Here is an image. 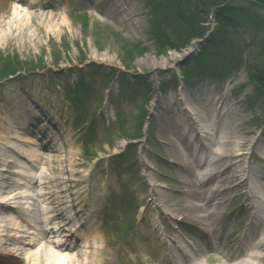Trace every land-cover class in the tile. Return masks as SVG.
<instances>
[{
    "label": "rangeland",
    "instance_id": "obj_1",
    "mask_svg": "<svg viewBox=\"0 0 264 264\" xmlns=\"http://www.w3.org/2000/svg\"><path fill=\"white\" fill-rule=\"evenodd\" d=\"M48 1L55 6L58 5L52 10L56 15L53 21L55 24L42 26L40 22L43 23L41 19H44V16L39 15L38 23L31 27V30L33 28L36 30L33 34L38 35L37 46L31 42H28L27 46L18 43L5 45L0 43V54L12 56L13 59L18 57L21 62L19 66L23 68L18 75L0 81V110L6 109L8 114L13 112V110H7L8 104L11 103L8 98L16 96V99H20V96H23L26 99L31 92L36 101L47 102V105L50 103L56 117L63 116L66 127L73 130L72 139H77L74 150L79 152L75 157L82 163L81 170L84 174L92 172L90 181L96 182L99 176L103 175L113 186L111 190L113 193L103 197L96 206L94 205L93 213L98 224H103L101 230L105 234L107 245L112 249L111 264H121L124 257L121 254V241L131 240L130 236L136 234L144 224L139 218L140 215L134 217L129 214L130 208L124 201H131L134 206L137 204L140 207L137 200L143 198L145 200L143 203H146L144 213L148 214L151 204L150 190L147 188L149 184H156L159 189H163V193L167 196L162 198H171L170 195L178 188L177 182L170 173V166L167 167L164 164L169 157L159 136V120L157 121L152 115L154 98L158 97L159 101L168 98L172 100L174 97L177 99L183 95L189 102L196 104L195 96L201 100L206 97L207 92L203 91L204 87L206 90L215 91L218 97L226 96L227 99L223 100L224 102L217 98L215 104L217 108L219 107L218 110L215 109L213 115L215 120L213 130L217 131V134L206 139V132H202L193 145L199 146L198 144L201 143L199 139L207 143V140L221 137L222 133L230 130L239 142L246 140L249 143L246 150L249 152L250 162H256V158H259L256 153L257 147L264 148V125L261 124L264 121V101L257 100V105H254L247 100V96L252 93L254 81L252 82L250 78L249 68L245 66L221 83L209 78L187 85L183 79V68L198 57L204 42L194 40L181 51L168 46L166 50L158 48L150 33L149 11L141 0H129L140 10L138 14L132 15V19L138 22L135 32L106 17L104 8L108 7L109 2L95 5L94 0ZM252 9L254 27H249L245 23V27L237 25V36H233L239 46L241 39L247 44L249 53L245 51L244 57H247L248 61L255 60L258 46L261 47L260 54H263V59L262 62L258 61L263 68L264 9L259 10L254 7ZM11 12L9 0H0V23L7 20ZM204 22L212 27L215 25L211 14L205 17ZM135 41H142L148 48L144 51L140 50ZM257 43L258 46H256ZM60 58L65 61L60 62V68L53 69L52 62ZM156 59L161 66L159 67L160 71L162 69L161 72L153 69V60L156 61ZM81 61L83 62L80 64ZM42 65L46 67L42 68ZM167 79L168 83L161 93L160 88H164L162 82ZM82 80H84V87L81 92H75L74 97V89ZM65 90L75 98L79 108L75 109L73 105H70L69 100L63 97ZM145 92L150 96L148 107ZM171 104L172 102L169 104L170 107ZM179 108L180 103L175 100L165 115L168 119L175 118L181 115ZM93 111L95 118L91 114ZM86 112L90 114L87 116ZM141 113L142 117H140ZM2 118L7 121L5 114ZM88 118L90 123L86 125L84 122ZM230 120L237 122V125L233 128L228 126ZM140 123L143 127L141 128L143 137L129 144L128 138L125 137H132ZM254 141V154H251L249 150ZM87 143H94V147L84 149ZM87 149L96 154L100 153L98 151L102 153L96 161H91L84 159L87 152L90 153ZM120 152L123 153L118 154ZM209 159L213 161L214 157ZM206 168L207 166L203 164L200 171ZM244 204H246L245 198L237 194L226 205V218L223 220L229 228L232 227L235 230L232 224L237 222L238 228L242 226L248 210L247 207H243ZM140 210L139 208L137 211L140 212ZM153 217L156 225L161 227L160 232L163 233L164 222L161 223L157 214ZM173 221L176 224L175 231L183 235L185 240L190 237L188 231H194L191 220L188 223L176 219ZM125 224L131 226L130 231L127 232L121 227ZM239 230L244 229L241 227ZM191 242L199 251H205V247L201 246V241L197 238H192ZM219 242L222 243L220 238ZM25 246L22 242L14 241L10 242L9 248L19 250L20 247ZM17 259L16 264H24L23 258ZM137 260L139 261V258Z\"/></svg>",
    "mask_w": 264,
    "mask_h": 264
},
{
    "label": "bare ground",
    "instance_id": "obj_2",
    "mask_svg": "<svg viewBox=\"0 0 264 264\" xmlns=\"http://www.w3.org/2000/svg\"><path fill=\"white\" fill-rule=\"evenodd\" d=\"M103 2H109L108 7L104 8L108 19L125 25L132 32L136 31L138 22L132 19V15L138 14L140 10L133 2L131 3L129 0H94L95 5ZM9 4L12 12L7 16V20L0 23V43L2 45L18 43L27 46L28 42H31L37 46L38 35L33 34L36 30H34L35 28L31 30V27L38 23L39 15L44 16V19H41L43 23L40 22L42 26L45 27L48 24L53 26L56 15L52 10L57 6L48 0H10ZM153 62V69H158L157 72H161L162 69L159 70L161 66L157 59ZM217 98L222 99V102L227 99L222 96L217 97L212 91L208 95V100H201L195 96L196 104L189 102L183 95L177 99L174 97L172 100L168 98L159 101L154 98L152 115L157 121L159 120V136L163 141V146L170 154L175 178L182 190L179 192V200L173 203L164 199L161 203L159 200L161 191L157 192L153 201V209H155L153 211L161 212L158 206H164L162 212L167 221L175 214H183L207 235L209 232L216 231V226L223 219L227 203L237 194L244 195L249 201L253 215L257 217L252 226L251 239L244 236L241 238V242L235 240L230 246L232 253H226L225 250L213 244L211 251L207 252L205 256L202 255L201 259L197 253L194 254L188 248L180 236L171 232L163 238L159 236L147 248L150 254L156 258L157 264H264V167L257 168L258 172H255V169L247 164L246 149L249 143L246 140L239 142L230 130L222 133L220 139L207 140L208 148L202 145L198 150L195 148L193 150L192 140L190 141L188 137L191 131L196 132V137L200 131V134L206 132V139L212 138L210 130L215 124L213 115L215 109H219L215 106ZM175 100L180 103L179 113L181 115L168 119L165 112L170 110ZM38 107L35 104H30V108H28L32 110L30 115L28 110L23 108V117H21L20 110L16 111L13 117L17 124L15 126L14 123L5 124L0 117V148L3 153H0V178L9 179L10 176L4 174V171L21 172L24 164L37 165V170L43 168L40 170L39 177L34 176L41 179L40 190L36 188L38 186L35 183L36 180L33 185L31 184L33 193H26L31 197L26 196V189L23 188L25 185L20 188L13 183L9 184L7 180H5V185H0V195L3 193L0 196V260L5 258L13 260L8 258L15 254L7 248V243L13 242L16 239L13 238L14 236H22L19 232L6 233V231L10 228L14 230L16 225L21 226V222H26L28 226L33 227L35 224L39 226L40 232L35 239L28 241L30 247L21 252L25 264H111V250L105 245L104 236L99 231L100 225L95 223L89 225L91 234L89 232L77 234V229H72L75 235H79L76 243L69 240V236L75 237L74 234L67 232L71 222H79L78 228L80 229L83 226H88L86 219H80L83 216L82 210L87 204H95L100 200L102 197L100 191L102 188L108 187L109 183H106L105 186L99 183L93 186L90 182L87 184L86 181L89 180L92 173L85 176L83 171L78 169L79 162L70 160L72 155L76 154V152L73 154V150L68 148L72 142L71 132L64 134L63 121L57 124L53 119L48 118V114L41 110V107ZM0 111L7 112L6 109ZM41 118L46 119L45 121L43 119L42 124L39 123ZM228 122V126L232 128L237 125L234 120ZM186 123L188 128H185ZM46 124H53L55 128L62 129L64 135L60 134L55 139L52 135L47 141L42 140L40 134L42 133L44 137L48 134ZM35 125H41L37 132L40 133L38 138L32 136L20 141L22 138L16 137L17 129L31 133V129ZM44 126L46 133L43 134ZM57 133L58 131L54 136ZM12 148H15L17 153H21V156H18L16 160L7 159L15 155ZM259 151L264 159V148H259ZM8 152L11 154L8 155ZM213 157V161L209 159ZM11 163L15 167L8 169L6 165L9 166ZM203 164L207 168L200 171ZM75 175L76 178L73 177ZM19 193H24L23 198ZM87 194L89 197L86 199ZM24 200L29 204L23 206L25 209L22 210L16 203L22 204ZM11 202H14L12 206ZM147 217L150 220V213ZM19 218L20 222H18ZM32 227L29 229L31 230ZM147 227L146 232L142 233L143 236H158L154 227L150 225ZM52 233L56 236L61 237V234L64 236L60 239L61 243L56 245L55 240H49L48 236ZM2 236L6 238L1 239ZM91 236H93L92 243H90ZM243 239H247V241L243 242ZM164 252L166 254L163 255Z\"/></svg>",
    "mask_w": 264,
    "mask_h": 264
},
{
    "label": "trees",
    "instance_id": "obj_3",
    "mask_svg": "<svg viewBox=\"0 0 264 264\" xmlns=\"http://www.w3.org/2000/svg\"><path fill=\"white\" fill-rule=\"evenodd\" d=\"M225 1L227 0H194L195 3H192V6H194L195 9H193L190 5L191 1L189 0H160L158 4L160 15L158 18H154L153 21V27L155 26L157 30L155 34L156 40L161 44L170 43L176 46L178 43L186 41L189 35H201L204 32V28L200 30L196 26H198V21L201 22L202 16L198 12H195V10L202 13L210 8L209 3L213 5ZM242 1L247 4L251 3L264 7V0H256L255 2L253 0ZM237 7H240V13L243 14L247 20L252 19V15L247 14L242 6L239 5ZM227 9L231 10L232 8L229 6L224 10ZM219 20L228 24L232 21H236L232 16L228 17L225 15L220 16ZM237 22L238 21L235 23ZM10 64L9 62V65L6 67L7 70L14 71L13 68L10 67ZM257 89L264 91V80L258 81Z\"/></svg>",
    "mask_w": 264,
    "mask_h": 264
}]
</instances>
